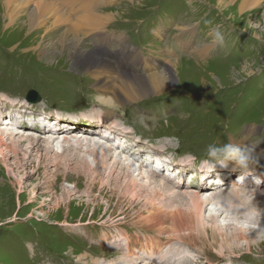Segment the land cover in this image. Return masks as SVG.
<instances>
[{"label":"rangeland","instance_id":"1","mask_svg":"<svg viewBox=\"0 0 264 264\" xmlns=\"http://www.w3.org/2000/svg\"><path fill=\"white\" fill-rule=\"evenodd\" d=\"M244 2L97 0L94 12L107 16L103 34L109 42L100 49L102 43L96 44L93 37L83 36L79 54L92 53L113 66H120L123 58L116 55V51L122 50L119 55L125 53L129 58L126 72L171 75L169 78L173 80L165 91L126 102L115 109L99 101L94 79L81 72L85 65L76 64L69 47L58 44L66 36V24L51 32L44 30L38 40L31 36L34 30H16L23 21L28 23L26 15L19 16L12 26L0 25L1 127L20 133L12 136L17 137V141L22 134L48 139L55 134H51V129L60 131L57 132L60 136L67 128H98L107 136V141L100 139L104 143L102 146L118 141L121 148L135 150L136 158L129 156V152L122 154L117 149L114 152L121 153L131 165L143 167L148 178L136 173L131 182L126 170H117L109 177L106 167L95 163L88 152L85 157L95 173L94 182L108 183L103 188L97 184L90 186V180L82 173L68 170V176L63 175L59 165L46 163V152L38 155L35 150L23 146L34 161H26L22 155L23 164L16 166L14 155L5 158L1 154L5 146H0V264H108L116 258L107 253L110 251L117 254L129 251L133 253L128 255L129 259L138 258V264H156L159 256L163 257V253L160 255L162 249L166 250L173 243L177 248L182 246L175 239L170 242L167 234L143 230L135 223L141 217L156 213L153 206H164L163 197L151 194L158 180L167 189L180 192L185 201L183 193L194 190L186 188L189 185L207 186L211 189L207 192L241 187L237 182L240 172L233 170V163L227 168L218 167L211 174L203 172L197 164L210 143L251 140L264 152V0L247 7ZM2 4L0 0V13L3 12ZM214 28L223 34L222 45L211 42L209 33ZM66 38L71 40L73 35ZM116 38L122 39V48ZM54 43L55 47L50 49ZM43 48L50 49V53L42 54ZM98 51L101 56L95 54ZM87 87L95 90H87ZM32 92H35L34 100L29 98ZM87 117L91 120L83 122ZM100 119H111L118 127L112 129L109 122H99ZM7 120L15 127L7 125ZM31 125L34 129L28 130ZM73 135L79 134L68 136ZM95 135L87 136L99 138ZM61 144L65 142L62 143L60 137L54 144L56 150H61ZM83 149L88 151L89 148ZM187 154L196 157V161L189 162ZM64 155L66 153L59 159L63 160ZM104 159L103 164L113 165V160ZM6 164L10 169L5 168ZM263 167L264 157L251 173L264 171ZM164 176L165 181L162 180ZM252 177L248 176V180L256 179L263 184L264 190V175ZM129 187L132 192L125 191ZM166 200L171 199L167 196ZM179 200H173L172 205H180ZM215 203H211V208ZM257 203L263 212L264 204L261 200ZM221 204L218 205L223 209L220 212L225 214L218 224L222 226L228 222L223 218H234V214ZM57 207L59 209L54 212ZM234 224L242 225L253 236L258 230L250 229L255 227L245 223ZM105 233L109 242L104 240ZM245 244V240H236L229 245L233 251L238 250L234 259L229 255L222 258L209 249L206 252L212 256L205 262L197 260L188 247H183L182 251L185 249L191 254L185 259L197 260L194 264H264V243H254L249 253ZM152 248L157 254L149 255ZM170 252L169 248L167 253ZM85 255L93 257L97 263L84 259ZM168 256L157 264H175V257Z\"/></svg>","mask_w":264,"mask_h":264},{"label":"bare ground","instance_id":"2","mask_svg":"<svg viewBox=\"0 0 264 264\" xmlns=\"http://www.w3.org/2000/svg\"><path fill=\"white\" fill-rule=\"evenodd\" d=\"M96 2L97 0H3V4H2L3 12L0 13V25H4L5 28L12 26L13 23L17 20V18H19V16L26 15L28 16V23H24L23 21L22 24H19V26L16 27V30L20 32H25V30L27 29L34 30L31 33L32 34L31 36L35 37V40H38L44 30L47 32H51V30L57 28V26L60 27L61 24H66L68 27V29H66L65 31L66 36H63L62 40L58 41L59 42L58 44H60L63 48L69 47V49L71 50V56L77 62L76 64L82 63L85 65L84 66L85 69L81 72H84L85 76L94 79L95 85L97 87L96 90L92 87H87V90L92 88L93 91L94 90L95 92L98 91L100 96L99 101L104 105L109 106L110 108L113 109L120 108V106L126 102L131 103L134 101H139L142 98L152 93L159 94L160 92L165 91L169 87L170 80H172L170 79L172 78L170 77L171 75L161 76L156 73L147 76L144 74L138 75L134 72V70H132L133 72L130 73L126 72L125 70L127 69V61L129 60V58H127L124 55L125 53H123L125 57L123 55H119V53L122 50L117 49L118 52L116 51V55L120 56V58L121 57L123 58V62L120 64V66H113L109 61L104 60V58L98 57L97 55L95 56L92 53L84 54L82 52V54H79L78 51L82 45L83 36L87 35L93 37L96 44L102 43L101 47H99L100 49L103 46H105L106 41L109 42V40L106 37H104L103 34L105 22H107L106 19L107 16L104 17V15L97 14L94 12V9L96 7ZM257 3H259V0L256 1L245 0L244 6L247 7L250 4H251L250 6H254L257 5ZM71 35H73V38L71 40H68L66 37ZM115 40H119L118 46L119 48H122L123 47V43H121L122 39L116 38ZM55 45H56L55 43L51 45L50 49L55 47ZM108 45H110V43H108ZM50 49L43 48L41 50V53L48 55V53H50L49 51ZM98 53L99 51L95 54ZM98 55L101 56L100 54ZM115 57L116 56H114V58ZM119 61L121 60H118V62ZM140 63L141 60L139 59L138 64ZM142 63L143 66L146 64V62L145 63L142 62ZM145 66H147V64ZM80 86L82 87V89L85 88L83 85ZM76 91L78 92L77 89ZM6 105L7 104L5 103V106ZM103 110H106V107H104ZM113 112L114 115H117L116 110L115 111L113 110ZM1 120L2 122L5 121L2 118ZM75 120L77 121V119ZM89 120H91L90 117H87V121H83V122H89ZM7 121L9 122V124L7 125L15 127L12 121L10 120ZM106 121L109 122L110 128L115 129L118 127V124L117 123L116 125L113 124L111 122V119L110 121L109 120L104 121L103 119L102 120L100 119L99 122L104 123ZM33 127L34 126L31 125L27 128H29L28 130L30 129L33 130L34 129ZM19 129H22V127ZM11 131L12 130L9 129L8 127H1L0 125V146L2 145L5 146L4 149L5 152L1 151V154L5 158L9 154L11 156L14 155L16 161L14 165L16 166L17 165L20 166L19 164H23L22 155L26 159V161H30V162L34 161L31 160V153L28 154L27 150L22 149V147L24 146L27 147V149L35 150V152H37L38 155H41L40 154L41 152H46L45 162L51 163L52 165L55 164L59 165V169H61V173H63V175L68 176L67 174L68 172H66L68 170L82 173L81 175L86 176L90 180L89 181L90 186H94L95 184H97L94 182L95 173L93 174L91 168L92 165L85 157V154L89 152L92 155L95 163H98L101 166L106 167L107 171L109 172V177L110 176L112 177L113 173H115V171L117 170L119 171L126 170L132 179L131 182L133 181L134 178L133 176L136 173L137 176H141L142 178L148 179L147 174H145V169H143V167H141L139 164H138L139 167H136L134 163L131 165L130 163L127 162L128 159H125L124 157L121 156V153L116 154L114 152L116 149L122 151L123 152L122 154H128L129 152L130 153L129 156L136 158L137 156L134 152L135 150L130 151L126 147L121 148L118 141L113 142L111 146L110 145L107 147L102 146L104 145V143L101 142L100 139L103 141H107L106 138L107 136L99 132L98 128L94 129V128L78 127V129L75 130L72 128H67L65 130H62V133L64 134L60 136L57 135L60 133V131L56 129H51L50 130L51 134H53L52 132H55V134H53V136H51L48 139L41 140L42 139L41 137L36 138L35 135L26 136L25 134H22L20 140L18 141H17V137H15L16 139H14L12 138V136L14 135L19 136L20 133L15 134ZM44 132H48V130H44ZM66 133H70V134L78 133L79 135L68 136L70 134H66ZM89 134L90 135L96 134L95 136L96 137L99 136V138L96 139L93 136L91 138H88L87 135ZM60 137L62 138V143L65 142V144L63 146L61 144L60 146L61 150H56L54 144L59 140ZM7 140L10 141L9 145L7 144ZM83 146L89 148L88 151L84 150ZM139 149L140 148H138V150ZM256 151L258 154L263 152L262 148L260 147H257ZM80 152L84 155H81ZM64 153H66V155H64L65 156L64 159L60 160L59 158ZM48 157L50 158L48 159ZM104 157L113 160V165H109L108 162L107 164H103L105 160ZM263 157L264 155L260 156V161H262ZM36 162L37 161H35V163ZM0 163H2L1 160ZM26 163L27 162H25V164ZM37 163L39 164V161ZM4 166L7 170L10 169V165L6 164ZM256 167L257 166H255V168ZM83 169L87 170L86 171L87 173H85ZM263 172L264 171L262 170V171H255L250 174L245 173V176L242 175L243 178H241L238 182L239 184H242L240 185L241 187L236 189L231 188L230 190H225V191L212 190L210 192H207V190H211V189H208L207 186L204 185L193 184L194 186H190V185L186 186V188L188 189L194 188V190L188 191V193L187 192L183 193L187 201L183 200L184 198L183 199L181 198L180 192L175 191V189L173 188L167 189L165 184L158 180L157 186H152L154 190L153 192H151V194L153 195L156 194L159 197H163L162 200H164L163 202H165L163 204L164 206L162 205L161 207L153 206L154 209L152 210H154L156 213H151L148 214V216L146 217H141L139 222H135V223L137 224V226L139 225L138 227L143 228V230L148 229L151 232L153 231L158 233L159 235L167 234V238L169 239L170 242H172L175 239V241H177L179 244L182 245L177 248L176 246H174L173 243L170 246H168L166 250L162 249L160 251V255L161 253H163L162 259H165L167 257L169 258L168 255H171V258L176 257L178 253L182 251L183 247H188L189 250L191 249L190 251H192L194 253V256L198 258L197 260L202 259L204 261L205 260L209 261L212 256V255H208L206 252L209 249L215 250L216 254L218 256H222V258L225 257L226 255H229V256H234L231 258L234 259L237 257L236 255L238 254V250L237 252L233 251L231 248H229V245H231V243L233 244V242L236 240H245L246 251L249 253L250 247L254 244L253 241L255 237L251 235V232L248 231L245 227H243L242 225H236L234 224V222L243 223V224L245 223L248 224V226L249 225L253 226V224L255 223L256 224L255 228H250L253 230L259 229V227H264V205L262 206L263 212H260L259 208L261 207V205L257 203L258 200H261L262 203L264 204V190H262L263 184L261 183L260 185V183H257L258 181L256 179L248 180V176L250 175L253 176L252 178L254 177L261 178V176L264 175ZM154 176L156 177L157 174ZM165 177L166 176L163 177L162 179L163 181L166 180ZM69 179H71V177ZM167 179L169 178L167 177ZM45 181H47V179ZM136 183L137 182H135L134 184ZM106 184H108L107 181H101V182L99 181L97 185L102 186L103 188L104 186H106ZM175 185L176 183H174L173 187H175ZM129 189L132 192L131 187L127 188L125 191H129ZM167 196H169V199H171L169 202H167L166 200ZM176 199H180L179 200L180 205H176L177 207L172 205L173 204L172 201L173 200L175 201ZM212 202H216L214 204V208H211ZM219 204H221V206L225 204L226 205L225 209L228 206L229 211L234 214V218H229L228 216L226 218H223V220H228V222L222 224V226L218 224V220L222 219L225 213L220 212L221 211L220 209L222 208L218 206ZM59 207L53 209V211L56 212L59 209ZM207 212L209 213L208 215L206 214ZM109 223L112 224L111 222ZM104 235H106V233ZM106 237L109 236L106 235L104 237V240H106L107 242L109 238ZM145 241H146L145 245H147V240ZM261 242L264 243V240H262ZM169 248L171 249V252L167 253V250ZM128 249L131 250L130 247H128ZM149 252H150L149 255L157 254L156 252H154L153 248L150 249ZM149 252L146 253L148 254ZM107 253L116 256V258H114L113 260H109V261L107 260L108 264H138L139 262L138 258L132 260L129 259L128 255L132 256L133 254L130 253L129 251L128 252L126 251L125 254L124 253L117 254L116 252L113 251ZM82 257L84 259L86 258L89 259V261L93 263H97V260L94 259L93 257L87 255ZM162 259L159 256V259L157 260L156 264L162 262ZM195 260L196 259L190 260L184 258L182 264H194ZM223 264L226 263L223 262Z\"/></svg>","mask_w":264,"mask_h":264},{"label":"clouds","instance_id":"3","mask_svg":"<svg viewBox=\"0 0 264 264\" xmlns=\"http://www.w3.org/2000/svg\"><path fill=\"white\" fill-rule=\"evenodd\" d=\"M212 37V43L222 45L224 42V37L218 28H214L209 33ZM256 34L253 33V36ZM258 145L253 141L247 143H236L229 140L225 143H210L207 145L205 153L202 158L199 159L197 166L205 173L211 174L217 170L218 167L227 168L229 163L234 164V171L239 170L240 175L237 178L239 182L241 175L245 173H251L253 168L260 163V156L264 155V152L260 154L257 153ZM186 159L189 162L196 161V157L191 154H187ZM259 215V213H258ZM256 224H253L255 227ZM264 240V227H259L257 230L254 243H259ZM191 254L187 251H181L175 257V264H181L185 257Z\"/></svg>","mask_w":264,"mask_h":264},{"label":"water","instance_id":"4","mask_svg":"<svg viewBox=\"0 0 264 264\" xmlns=\"http://www.w3.org/2000/svg\"><path fill=\"white\" fill-rule=\"evenodd\" d=\"M30 96H29V98H30V100H34L35 98H36V96H35V92H32L31 94H29ZM76 106H79V105H76Z\"/></svg>","mask_w":264,"mask_h":264}]
</instances>
